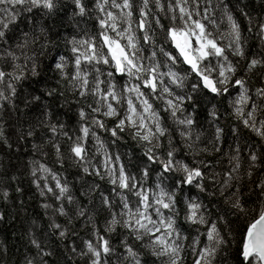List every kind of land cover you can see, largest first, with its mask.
I'll return each instance as SVG.
<instances>
[{
	"label": "snow or ice",
	"instance_id": "1",
	"mask_svg": "<svg viewBox=\"0 0 264 264\" xmlns=\"http://www.w3.org/2000/svg\"><path fill=\"white\" fill-rule=\"evenodd\" d=\"M152 2L156 12L150 7ZM72 5V19L94 18L97 31L92 34L79 28L58 37L65 53H58L51 66L58 76L57 87L46 89L45 94L67 100V92L72 97L77 105L79 134H69L63 122H52V111L44 110V118L37 117V124L21 133L18 140L34 138L40 127L48 129L46 143L54 149L61 167L64 140L69 159L82 173L111 187L105 194L99 184H89L80 193L85 203L46 163L30 160L32 183L40 195L51 193L59 202L48 225L52 235L58 233L57 239L66 240L74 222L83 220L84 227H91V234L82 247L73 242L68 250L86 264H186L189 255L192 264H264V143L259 148L249 144L237 126L230 129L233 143L222 152L224 128L215 105L208 112L211 138L202 140L204 133L197 130V108L202 99L231 96V88L236 92L228 101L232 114L264 142V86L253 92L244 78L260 69L264 85V56L246 55V40L234 11L247 19L249 33L257 28L262 42L264 20H254L242 8L233 9L226 0L215 4L203 0V7L201 0H141L139 5L135 0H94L91 8L85 0H72ZM60 6L61 0H0V110L6 105L15 110L17 85L29 75L40 74V57L47 55L53 36L45 18L54 16ZM160 14L169 21L167 28ZM21 17L24 29L19 27ZM157 29L164 34L159 44ZM165 43L173 45L178 55L166 49ZM242 61H246L244 76H238ZM178 64L186 67L177 70ZM101 66L107 70L102 71ZM41 100V95L33 94L30 100L25 99V105ZM155 101L162 104L159 110ZM161 112L176 126L181 147ZM99 117L113 119L114 126L107 128ZM95 129L107 131L113 143L121 138L120 133L128 131L143 145L146 163L138 174L126 169L119 154L108 151ZM90 135L96 141L94 153L87 148ZM0 142L13 148L2 125ZM32 148L42 150L36 143ZM181 150L190 161L178 155ZM216 154L220 155L215 161L198 159ZM98 155L103 159L94 162ZM224 159L227 165L217 171ZM152 165L157 170L149 186ZM256 172L260 175L253 181ZM49 177L54 186L48 185ZM246 179L254 183L248 192L243 191ZM193 188L197 190L194 196L189 195ZM16 191L23 189L17 186ZM253 193L256 207H249L246 197ZM97 194L98 206L93 199ZM9 196L3 191L5 202ZM130 196L135 199L130 200ZM42 207L47 210L51 205ZM101 211L107 213L103 232L97 223ZM56 217H64L66 223L57 222ZM4 220L0 212V222ZM117 228L126 235L119 245H113L111 236ZM37 232L38 226L33 224L26 232V251H12L13 256L18 254L17 261L9 259L10 249L0 240V264H50L55 253Z\"/></svg>",
	"mask_w": 264,
	"mask_h": 264
},
{
	"label": "trees",
	"instance_id": "2",
	"mask_svg": "<svg viewBox=\"0 0 264 264\" xmlns=\"http://www.w3.org/2000/svg\"><path fill=\"white\" fill-rule=\"evenodd\" d=\"M94 0H85V3L91 8ZM141 0H135V3L139 5ZM217 0H213L215 4ZM233 9H244L247 11L251 17L256 21L264 20V0H226ZM201 6L203 7V0H201ZM150 7L153 12H156L154 2L150 3ZM115 11V10H114ZM73 5L72 0H61V6L58 12L51 17L45 18V23L50 25L53 28L52 43L49 45L48 53L45 56L40 57L39 62V75L31 76L23 81L21 84L17 85L18 97L15 100L16 109L6 105L5 110H0V125L3 126L5 133L9 137V141L13 144L12 149H8L0 142V212H3L5 215V220L0 222V240L5 241L10 249L9 259L12 261H17V256L12 255V251L19 248L20 252L26 251V245L28 242V237L26 232L33 227V224L38 226L37 234L41 236L42 239H45L49 247L54 251L55 255L50 258V264H86V261L80 257L74 256L68 248L72 245L73 242L78 247H82V241L89 238L91 234V227H84L83 220L75 221L71 226L73 231L69 233L66 240L57 239L58 233L52 235V230L48 227L50 217L53 216V208L58 205L51 193H46L45 196L40 195V190L35 187L32 183L33 177L30 173L29 161H40L41 163H46L49 168L56 173L62 182H67L73 191V195L78 197L81 201L87 202L84 197L80 195L81 191L86 188L91 183H97L100 185V190L104 191L107 194L110 189V185L106 181H100L98 178L85 176L79 167L69 159L66 151V142L61 140V147L65 153V160L63 167H61L56 162V157L54 149L50 144H47L46 141L50 136L48 129L40 127L36 132V136L27 138L25 140H18V136L21 133H26L29 130L31 125L37 124V117L43 119L41 115L42 111L50 110L53 113L52 122L57 121L63 122L65 124V130L69 134L76 135L79 134L76 130L79 127L78 116H77V105L72 102V97L68 96V93L65 92V96L68 97L65 100L64 97L57 95L55 98L48 97L45 94L46 89L57 87V74L52 70V64L55 57L58 53H65V49L62 43L59 42L58 37L63 35L67 36L69 33H74L78 31L79 28H86L90 33L95 34L97 31V25L94 18H79L75 20L72 19ZM235 16L238 19V22L241 24L243 36L246 40L245 49L246 55L251 58L252 55L258 54L264 56V42L261 41V38L256 35L257 28L253 27L252 33L247 31L248 21L247 19L240 14L238 10L234 11ZM30 14L25 13L24 16H29ZM39 17V13L36 14ZM161 15L162 23L165 28H167L169 21ZM92 16H95V13H92ZM135 19V17H134ZM78 24V26H77ZM21 29L25 28V23L23 22V17H21V22L19 23ZM135 28V24H133ZM155 27V25H153ZM157 43L163 42V32L157 29ZM59 45V46H57ZM165 48L172 51L174 55L178 53L173 48V45L164 44ZM233 59V57H229ZM164 58L161 57V62L163 63ZM246 61L241 62V69L237 73L238 76H244L243 66ZM102 71L107 70V66H101ZM185 65L178 64L177 70L185 68ZM260 69H257L255 72L248 74L244 78L248 82V86L254 92L257 87L264 86L262 85V76ZM120 83H123L119 77H117ZM192 79H195L192 77ZM231 96H221V97H209L207 100L201 101L199 104L198 111V121L199 128L198 131H202L204 136L202 140L210 139L213 132V127L209 123L210 117L208 116L209 110L215 105L219 111L221 119L219 123L224 128V139L225 144L222 148V152L228 150V145L233 143V136L230 129L239 126V131L241 137L244 140H247L249 144L255 143L259 148L262 141L259 140L253 133L248 129L244 128L242 124L235 118L232 114V109L228 103L229 99L232 96L236 95L234 90H231ZM41 95L42 100L36 102L33 105L26 106L25 99H31L32 95ZM61 105H64L61 107ZM155 107L159 110L162 107L160 101H155ZM161 115L165 117V121L168 127L172 130L173 138L178 147L182 146V141L178 133L176 132V126L168 118L167 113L161 112ZM104 119L105 125L107 128L114 126L115 121L113 119H107L104 117H99ZM97 134L104 141L107 149L113 155L119 154L121 161L125 163L126 169L132 173L138 174L139 168L146 163L145 157L143 155L144 147L142 144L137 143L131 136L128 131L120 133V139L116 140L113 143V138L110 134L103 129H95ZM59 139V138H58ZM36 143L42 146V150L34 151L32 144ZM166 144V141H165ZM96 141L90 135L88 138L87 148L89 153L95 152ZM203 144H201V147ZM47 153V155H43ZM245 156L247 153H243ZM181 158L185 160L191 159L190 156H185L184 151L178 154ZM220 154L214 156H201L198 159L206 158L208 161H215ZM103 159L102 155L94 157V162H99ZM227 159L221 161V166L217 167V171L227 165ZM152 172L150 173V179L148 180V185L151 186L153 178L155 176L157 166L152 165ZM39 175V174H38ZM260 173L256 172L253 176V181H255L256 176H259ZM15 176V180H11L10 177ZM83 177V178H82ZM43 183V182H42ZM49 186H54L55 181L51 177L47 181ZM17 186L23 189L21 193L16 191ZM254 187V183L248 181L247 179L244 182L243 191L248 192L250 188ZM7 190L10 194L9 200L5 202L2 198L3 191ZM58 191V190H57ZM197 190L192 189L189 195H196ZM184 193H180L177 196V200H180L181 196ZM130 200H134V197H129ZM249 199V207H256L254 203L257 199L256 194L253 193ZM94 204L99 205L98 194L97 197H94ZM20 201H23L21 205ZM49 204L51 207L45 210L42 205ZM67 207V205H66ZM181 207V223L183 222V206ZM107 216L106 212L97 213V223L103 232V225L105 218ZM57 222L66 223L64 217H56ZM126 235L123 229L117 228L116 232L111 236V242L113 245H119L120 239L122 236ZM131 243V239L129 240ZM71 257V259H69ZM186 264H192V257L189 255L187 257Z\"/></svg>",
	"mask_w": 264,
	"mask_h": 264
},
{
	"label": "water",
	"instance_id": "3",
	"mask_svg": "<svg viewBox=\"0 0 264 264\" xmlns=\"http://www.w3.org/2000/svg\"><path fill=\"white\" fill-rule=\"evenodd\" d=\"M174 47V46H173ZM178 53V52H177Z\"/></svg>",
	"mask_w": 264,
	"mask_h": 264
}]
</instances>
